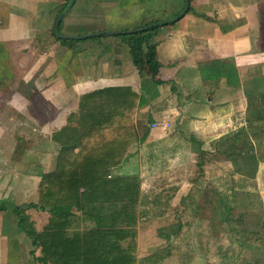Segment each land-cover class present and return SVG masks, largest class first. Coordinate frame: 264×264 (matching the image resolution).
I'll list each match as a JSON object with an SVG mask.
<instances>
[{
    "label": "crops",
    "instance_id": "crops-1",
    "mask_svg": "<svg viewBox=\"0 0 264 264\" xmlns=\"http://www.w3.org/2000/svg\"><path fill=\"white\" fill-rule=\"evenodd\" d=\"M67 4L0 0V264H42L15 207L38 201L40 175L54 168L60 148L52 134L77 110L82 95L129 87L142 97L134 115L139 140L128 148L115 175L135 176L141 187L156 171L171 172L181 182L187 167L193 172L202 167L200 183L209 173L208 163L219 165L215 150L221 138L247 126V92L264 74V0H189L181 18L151 30L159 62L155 76L139 73L129 52V34L121 32L176 16L183 0H75L58 28L67 35L98 34L81 39L54 34ZM112 31L118 33H108ZM161 120L171 126L150 127ZM26 212L37 231L49 222L46 211L31 207ZM93 224L79 215L69 230ZM145 227L136 226L138 244ZM173 236L166 240L162 259L173 261ZM229 250L226 246L222 252ZM201 256L203 264H215ZM231 257L227 264L234 263Z\"/></svg>",
    "mask_w": 264,
    "mask_h": 264
},
{
    "label": "trees",
    "instance_id": "trees-1",
    "mask_svg": "<svg viewBox=\"0 0 264 264\" xmlns=\"http://www.w3.org/2000/svg\"><path fill=\"white\" fill-rule=\"evenodd\" d=\"M156 27L128 35L133 64L139 73L152 76L159 68L155 43L150 41L151 30ZM255 85L258 91L253 88L247 92V126L223 136L215 150L219 161L235 165L234 174L250 178L255 177L259 160L264 161L256 151L261 147L264 124L254 123L264 120V92ZM141 100L129 87H106L86 93L77 110L52 134L60 148L54 168L40 175L38 201L15 207L20 226L40 251L35 257L42 264H136L137 224L162 218L170 211L173 195L164 191L166 181L151 195L155 188L140 193L138 178L114 174L123 164L128 148L139 140L134 115ZM198 158L204 161L201 155ZM200 169L190 172L187 180L194 183L205 176ZM221 202L228 212L225 202ZM31 207L49 214L42 231L35 229L26 212ZM182 210L181 204L174 208L175 219L179 220ZM79 215L90 219L93 226L70 231L69 225ZM224 220L228 221V216ZM179 228L180 223L177 229L159 233L157 238L169 240ZM245 235L248 243L264 247V220Z\"/></svg>",
    "mask_w": 264,
    "mask_h": 264
},
{
    "label": "rangeland",
    "instance_id": "rangeland-1",
    "mask_svg": "<svg viewBox=\"0 0 264 264\" xmlns=\"http://www.w3.org/2000/svg\"><path fill=\"white\" fill-rule=\"evenodd\" d=\"M158 15H154V17ZM255 84H258L260 90L261 87L264 88V74L256 82L253 80L252 90L256 88ZM236 131L232 130V132ZM261 140V147H257L256 151L264 156V135ZM260 162L264 161L259 160L254 178L234 174L232 170L235 165L230 161L223 160L219 162V165L213 163L214 166H212V163H208L207 171L209 173L200 183H190L187 180L189 173H193L191 167H187V170L190 171L185 174L186 181L180 182L176 175H172L171 172L164 173V171H156L141 181L140 193L155 188L150 191L153 195L159 191V185L166 180L167 187L164 191L173 196L169 201L171 206L168 208L171 213L168 216L144 223L147 227L141 231L136 264H179L181 260L191 261L190 264H203L205 259L201 253H204L206 260L214 261L215 264L219 262L227 264L226 259L229 255L233 256L231 258L234 263L231 264H249L251 260H261L264 264V247L254 246L245 240V234L256 230L264 220V186H262L264 177L261 178V174H259V170L264 173V164L263 167H260ZM211 168L214 170L218 168L216 169L218 175L214 170V172L211 171ZM215 176L218 177L211 179ZM171 184L173 187L179 185L182 187L181 189L172 188ZM261 186L262 191L260 190ZM221 200L225 202L227 209L229 208L228 212ZM179 204L183 205V210L177 220L173 215V210ZM226 216L229 218L228 221L224 220ZM179 223L180 228L171 241L173 261H169V257L162 259L166 254L164 248L168 241L164 238H157V236L159 233L162 235L177 229ZM146 231L149 235L147 237ZM239 244H243L242 248H238ZM244 244H247L246 248H243ZM226 246L231 250L223 253ZM204 249H207L206 252H203Z\"/></svg>",
    "mask_w": 264,
    "mask_h": 264
},
{
    "label": "water",
    "instance_id": "water-1",
    "mask_svg": "<svg viewBox=\"0 0 264 264\" xmlns=\"http://www.w3.org/2000/svg\"><path fill=\"white\" fill-rule=\"evenodd\" d=\"M74 1L75 0H69L67 6L65 7V9L58 16V18H57V20L55 22L54 28H53L54 34L58 38H63V39H81V38H85V37H89V36L98 35L96 33H88V34H82V35H67V34H62L59 31V28H58L59 23H60L61 19L63 18V16L66 13H68V11L72 7ZM183 2H184L183 8H182V10L176 16H174L172 18H169V19H165V20H159V21H156V22H153V23H150V24H147V25H144V26L135 28V29L122 31L121 33H123V34L137 33V32H141V31H145L147 29H150L151 27H154V26H158V25H163V24H166V23H172V22H174V21L178 20L179 18H181L188 11V8H189V0H183ZM108 33L109 34H116V33H118V31H112V32H108Z\"/></svg>",
    "mask_w": 264,
    "mask_h": 264
},
{
    "label": "built area",
    "instance_id": "built-area-1",
    "mask_svg": "<svg viewBox=\"0 0 264 264\" xmlns=\"http://www.w3.org/2000/svg\"><path fill=\"white\" fill-rule=\"evenodd\" d=\"M171 126V124L166 121V120H161V121H153L150 124L151 128H158V127H162V128H169Z\"/></svg>",
    "mask_w": 264,
    "mask_h": 264
}]
</instances>
